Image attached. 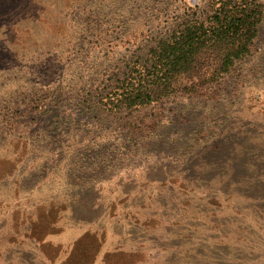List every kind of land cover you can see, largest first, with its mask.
<instances>
[{"label": "rangeland", "instance_id": "1", "mask_svg": "<svg viewBox=\"0 0 264 264\" xmlns=\"http://www.w3.org/2000/svg\"><path fill=\"white\" fill-rule=\"evenodd\" d=\"M207 2L0 0V264H264V23L152 129L80 103Z\"/></svg>", "mask_w": 264, "mask_h": 264}, {"label": "trees", "instance_id": "2", "mask_svg": "<svg viewBox=\"0 0 264 264\" xmlns=\"http://www.w3.org/2000/svg\"><path fill=\"white\" fill-rule=\"evenodd\" d=\"M263 23L260 0H208L203 9L189 6L144 51L121 62L99 92L80 103L100 118L125 121L129 131L152 129L158 117L153 108L159 104L212 95L236 63L250 55ZM144 110L153 111L141 117Z\"/></svg>", "mask_w": 264, "mask_h": 264}]
</instances>
